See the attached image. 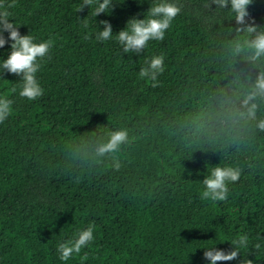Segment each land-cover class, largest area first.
Returning <instances> with one entry per match:
<instances>
[{
	"label": "trees",
	"instance_id": "obj_1",
	"mask_svg": "<svg viewBox=\"0 0 264 264\" xmlns=\"http://www.w3.org/2000/svg\"><path fill=\"white\" fill-rule=\"evenodd\" d=\"M157 2L112 0L95 17V3L78 12L83 0H15L8 9L21 35L54 45L37 73L44 93L36 100L20 97L19 76H0V95L14 102L0 123V264H209L206 248L230 251L241 234L248 248L218 264H264V132L256 127L264 96L252 101L256 120L240 116L264 57L235 51L255 38L237 28L264 31V0H252L245 25L230 3L170 0L181 12L164 40L125 54L116 33ZM103 20L113 36L97 41ZM157 54L165 70L154 88L139 71ZM120 128L128 142L99 155ZM217 165L240 166L241 177L228 184L227 200H202V181ZM92 223L94 240L61 261L58 244Z\"/></svg>",
	"mask_w": 264,
	"mask_h": 264
},
{
	"label": "clouds",
	"instance_id": "obj_2",
	"mask_svg": "<svg viewBox=\"0 0 264 264\" xmlns=\"http://www.w3.org/2000/svg\"><path fill=\"white\" fill-rule=\"evenodd\" d=\"M95 3L94 17L111 11L114 4L112 0H83L79 6L78 12L83 11L84 7H90ZM230 3L231 12L235 13V20L239 25H245L246 18L249 17L247 11L248 6L252 0H211V4L217 5V8H224ZM15 0L11 3H6L5 0H0V48H3L9 41L10 54L3 62L0 63V76L6 71L20 77L21 88L19 95L22 98H27L29 101L36 100L44 93L41 87L37 73L41 69V61L48 56L50 49L54 45V39L49 38L41 42H37L31 34L21 35L19 26L14 22H10L9 17L12 15L8 9L15 8ZM181 12V8L177 3L170 2V0H159L153 3L148 9L147 17L143 19L131 18L128 20L126 27L116 33V39L122 45L125 54L129 52L141 53L146 48L150 40L162 41L165 38L166 30H168L175 17ZM103 25V30L96 34L97 41H108L112 39L113 29L112 25L107 21H100ZM87 28L88 24L85 23ZM246 30L249 33H255V38L245 40L243 45L239 42L235 46L236 53H240L246 47L252 50L251 60L255 61L260 57H264V31L257 32V27L254 24H247L245 27L237 28V31ZM8 32L6 38L4 33ZM90 37L86 34L84 39ZM165 57L157 54L151 57L150 60L145 61L144 67L139 71V78L152 81V87H157L158 75L165 70ZM13 93L16 89L11 90ZM257 96H264V72H261L255 81L253 89L244 96L242 104L246 109L245 112L240 113L241 117L248 120H256L257 105L252 103ZM13 100L7 94L0 95V123H3L12 113ZM256 127L264 132V119L257 121ZM129 134L126 129L120 128L110 131L108 139L105 143L99 146L98 153L104 156L108 153L117 152L121 145L127 143ZM115 167L119 169V163L116 162ZM242 174L240 166H215L210 175L205 176L202 183L204 190L201 193L202 200H211L213 202L225 201L228 198V184L230 182H237ZM94 223L76 233L75 237L68 239L65 242L59 243L57 251L61 261H68L76 255H79L81 250L88 246L94 240ZM232 250L225 251L217 249L215 246L206 248L204 251V258L209 261V264H218V262L232 261L238 257L242 248H248L249 237L247 234L238 235L230 242ZM259 248V245H256ZM82 259H87L85 253ZM241 264H253L252 260L243 259Z\"/></svg>",
	"mask_w": 264,
	"mask_h": 264
}]
</instances>
